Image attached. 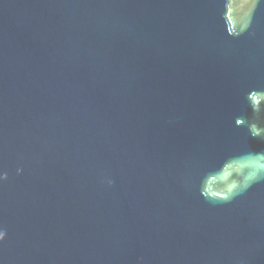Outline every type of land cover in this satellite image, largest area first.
<instances>
[{
    "label": "water",
    "instance_id": "1",
    "mask_svg": "<svg viewBox=\"0 0 264 264\" xmlns=\"http://www.w3.org/2000/svg\"><path fill=\"white\" fill-rule=\"evenodd\" d=\"M0 264H264V0H0Z\"/></svg>",
    "mask_w": 264,
    "mask_h": 264
}]
</instances>
